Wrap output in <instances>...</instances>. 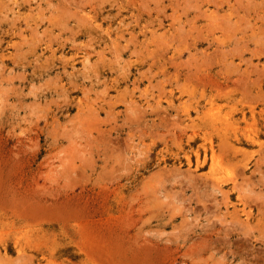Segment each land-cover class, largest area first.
I'll list each match as a JSON object with an SVG mask.
<instances>
[{
    "label": "rangeland",
    "instance_id": "obj_1",
    "mask_svg": "<svg viewBox=\"0 0 264 264\" xmlns=\"http://www.w3.org/2000/svg\"><path fill=\"white\" fill-rule=\"evenodd\" d=\"M0 6V264H264V0Z\"/></svg>",
    "mask_w": 264,
    "mask_h": 264
},
{
    "label": "bare ground",
    "instance_id": "obj_2",
    "mask_svg": "<svg viewBox=\"0 0 264 264\" xmlns=\"http://www.w3.org/2000/svg\"><path fill=\"white\" fill-rule=\"evenodd\" d=\"M74 1V0H73ZM260 2V1H259ZM144 3V2H143ZM240 3V2H239ZM13 5H14V3H12ZM253 4V3H252ZM1 7V6H0ZM143 7V6H142ZM156 7V6H155ZM146 8V7H145ZM230 8H232V7H230ZM190 9V8H189ZM247 9H249V8H247ZM149 14V13H148ZM5 15V14H4ZM121 15V14H120ZM150 17V16H149ZM69 18V17H68ZM77 18V17H76ZM260 18V17H259ZM87 22V21H86ZM120 22V21H119ZM89 23V22H88ZM166 23V22H165ZM37 24H39V23H37ZM182 24V23H181ZM208 24V23H207ZM27 26V25H26ZM172 26V25H171ZM29 28H30V26H29ZM1 29V28H0ZM36 29V28H35ZM228 29V28H227ZM34 31V30H33ZM35 32H36V30H35ZM34 32V33H35ZM51 33V32H50ZM224 33V32H223ZM36 34V33H35ZM41 35V34H40ZM9 43H10V41H9ZM25 44V43H24ZM88 57V56H87ZM95 61V60H94ZM4 62V61H3ZM5 65V64H4ZM64 73V72H63ZM72 73V72H71ZM111 97V96H110ZM106 103H107V101H106ZM109 104V103H108ZM127 107V106H126ZM97 113V112H96ZM90 120V119H89ZM80 121V120H79ZM83 121V120H82ZM86 121V120H85ZM84 122V121H83ZM88 123V122H87ZM224 140V139H223ZM14 259V258H13ZM12 259V260H13ZM15 260V259H14Z\"/></svg>",
    "mask_w": 264,
    "mask_h": 264
}]
</instances>
